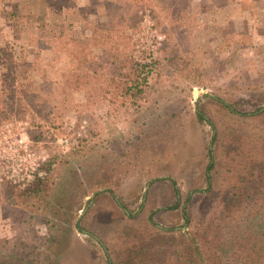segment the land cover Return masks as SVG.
Instances as JSON below:
<instances>
[{
	"label": "rangeland",
	"instance_id": "rangeland-1",
	"mask_svg": "<svg viewBox=\"0 0 264 264\" xmlns=\"http://www.w3.org/2000/svg\"><path fill=\"white\" fill-rule=\"evenodd\" d=\"M104 1L0 0V49L14 53L20 68L18 83L25 88L39 86L44 90L41 98L56 100L54 110L46 109L54 112L42 116L34 108L28 111L10 105L0 111V244L2 250L16 256L10 264H30L28 257L34 250L51 257L47 264H106L104 246L115 250L113 231L129 222V211L136 221H141L151 211L164 209L175 201L170 182H153L154 179H174L182 203L190 190L204 189L212 130L206 122L198 121V108H205L207 117L219 127L235 122L250 140L264 138V116L255 113L238 121L216 101L219 97L245 113L260 105L243 90L254 81L264 84V0H182L188 20H183L185 33L178 37L183 47L199 54L205 68L214 70V80L207 88H193L190 104L183 106L182 127L166 132L165 140H144V126L128 133L130 125L122 124L123 145L104 150L106 138L100 136L97 117L110 105L97 102L84 110L83 91L68 58L57 51L54 42L42 44L60 34L61 42L94 37L105 14ZM133 7L138 16L129 23L127 34L133 38L136 56L144 58V52L155 53L161 48L156 43L165 38L149 9L140 8V4ZM92 53L90 58L102 55L97 48ZM162 79L164 84L177 81L166 74ZM53 125L62 126V132H54ZM47 129L56 134L49 141L41 138ZM63 135L73 145L79 144V151L65 166V180L46 210H36L31 204L34 200L16 198L1 189L10 184L23 191L38 184L47 192L60 173L59 160L51 162L52 156L60 154L59 150L67 151L57 143ZM141 143L145 150L138 155L135 151ZM92 144L101 150L95 157ZM128 150L138 157L137 165L125 154ZM108 169L122 177L117 194L127 210L120 208L110 195L81 198L90 180L106 178ZM194 199L196 214L205 201L199 194ZM153 219L159 228L178 229L183 225L180 210L166 211Z\"/></svg>",
	"mask_w": 264,
	"mask_h": 264
},
{
	"label": "trees",
	"instance_id": "trees-1",
	"mask_svg": "<svg viewBox=\"0 0 264 264\" xmlns=\"http://www.w3.org/2000/svg\"><path fill=\"white\" fill-rule=\"evenodd\" d=\"M134 4L149 9L165 38L164 42L156 43L161 48L158 47L155 53L144 52V58L136 56L133 38L127 34L129 23L138 16ZM104 13L91 39L71 38L61 42L60 34L57 38L54 35L49 40L45 39L42 44L46 46L49 41L54 42L57 51L68 58L83 91L81 107L84 110L97 102L110 105L97 117L100 136L106 138L104 150L119 149L123 145L125 127H121L122 124L130 125L128 133L137 132L140 126H144V140H165L166 132H174L176 126L182 127L183 106L190 104L193 88H207L215 78L214 70L203 66L199 54L186 49L180 42L178 36L185 33L183 20H188L182 9V0H125L122 4L105 0ZM96 48L102 55L90 58ZM19 70L12 50L1 48L0 111L10 105L28 111L34 108L41 116L53 113L56 100L41 98L44 90L39 86L21 87ZM165 74L177 81L164 84L162 77ZM243 91L260 103L255 111L239 112L232 103L219 97L216 101L238 121L240 117H253L255 113L264 116V84L254 81ZM50 108L53 110H46ZM195 115L198 121L206 122L212 130L204 171L206 187L190 190L182 203L174 179H154L153 182H170L175 201L164 209L151 211L141 221H136V216L129 211V222L113 231L115 250L110 251L104 246L106 264H264V138L250 140L240 124L235 122L219 127L207 117L205 108H198ZM51 127L57 134L62 132L60 125ZM52 130L47 129L41 138L52 140L56 135ZM90 146L95 152L92 157L101 152L98 145ZM78 147L79 144H75L52 156L51 162L59 160L60 173L47 192L38 184L23 191L10 184L1 189L10 196L34 200L31 204L36 210H46L65 180V166L76 156ZM144 150L141 143L135 152L139 155ZM125 154L135 162L134 165L138 164V157L133 152L128 150ZM52 164L48 167L51 168ZM112 169L106 171V178L91 179L81 198L91 194H95V198L110 195L120 208L127 210L117 194L122 177ZM125 172H129L128 169ZM138 173L142 174V171ZM36 174L33 173L34 176ZM195 194L205 201L196 214ZM175 210L181 212L182 227L156 226L154 216ZM75 225L80 226L78 223ZM89 233L95 235L94 232ZM15 258L9 250H2L0 244V264L13 263ZM28 258L30 264H47L51 260L50 256L45 253L39 255L36 250ZM22 260L27 261V258Z\"/></svg>",
	"mask_w": 264,
	"mask_h": 264
},
{
	"label": "built area",
	"instance_id": "built-area-1",
	"mask_svg": "<svg viewBox=\"0 0 264 264\" xmlns=\"http://www.w3.org/2000/svg\"><path fill=\"white\" fill-rule=\"evenodd\" d=\"M82 128H84V127L82 126ZM57 143L59 145H61L62 147H66V148L73 146V143H71V141L65 135L60 137L59 140L57 141Z\"/></svg>",
	"mask_w": 264,
	"mask_h": 264
},
{
	"label": "water",
	"instance_id": "water-1",
	"mask_svg": "<svg viewBox=\"0 0 264 264\" xmlns=\"http://www.w3.org/2000/svg\"><path fill=\"white\" fill-rule=\"evenodd\" d=\"M147 187H148V185H147ZM93 197H94V195L91 197V199H90V201H89V205L92 204V202H93ZM86 210H87V207L82 211V214H84ZM84 234L87 235L85 232H84Z\"/></svg>",
	"mask_w": 264,
	"mask_h": 264
},
{
	"label": "crops",
	"instance_id": "crops-1",
	"mask_svg": "<svg viewBox=\"0 0 264 264\" xmlns=\"http://www.w3.org/2000/svg\"><path fill=\"white\" fill-rule=\"evenodd\" d=\"M264 11V10H263Z\"/></svg>",
	"mask_w": 264,
	"mask_h": 264
}]
</instances>
